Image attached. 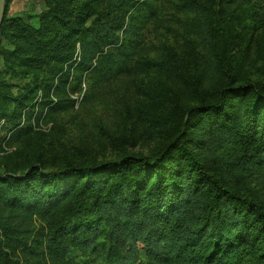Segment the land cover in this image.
Segmentation results:
<instances>
[{"label":"trees","instance_id":"obj_1","mask_svg":"<svg viewBox=\"0 0 264 264\" xmlns=\"http://www.w3.org/2000/svg\"><path fill=\"white\" fill-rule=\"evenodd\" d=\"M159 1L44 0L41 13L5 17L0 32L13 30L17 39L15 50L2 52L1 127L20 125L33 90L19 82L44 81H31L23 66L45 70L52 85L57 80L55 94L71 75L76 91L83 73L132 72ZM232 2L182 0L172 7L211 20ZM198 93L152 155L1 173L0 264H264V199L248 188L253 171L264 182V83L224 70L210 96ZM62 102L68 100L43 105L52 111ZM3 216L39 218L42 226Z\"/></svg>","mask_w":264,"mask_h":264},{"label":"rangeland","instance_id":"obj_2","mask_svg":"<svg viewBox=\"0 0 264 264\" xmlns=\"http://www.w3.org/2000/svg\"><path fill=\"white\" fill-rule=\"evenodd\" d=\"M160 0L159 11L144 25L136 50L135 68L120 75L83 73L78 89L75 76L64 91L55 94L45 70L23 66L32 79L28 103L21 108L16 129L1 127L0 174H20L31 164L46 170L115 160L124 154L152 155L176 131L174 126L200 93L210 96L229 70L238 80L250 78L264 83V0H233L217 9L214 19L172 7ZM44 0H5L4 17L38 14ZM3 22V21H2ZM2 25V23H1ZM212 25V27H210ZM1 28V26H0ZM13 30L0 32V70L5 71L3 50H15ZM80 45L75 58L79 59ZM156 62L144 68L147 61ZM195 82L197 85L195 86ZM198 88V90H197ZM18 92V88H14ZM62 102L50 110L44 100ZM17 132V133H16ZM253 174L248 188L264 199V182ZM21 226H42L39 218L3 216ZM14 257V256H13ZM142 258L146 261L143 254Z\"/></svg>","mask_w":264,"mask_h":264},{"label":"water","instance_id":"obj_3","mask_svg":"<svg viewBox=\"0 0 264 264\" xmlns=\"http://www.w3.org/2000/svg\"><path fill=\"white\" fill-rule=\"evenodd\" d=\"M5 13V0H0V26Z\"/></svg>","mask_w":264,"mask_h":264}]
</instances>
